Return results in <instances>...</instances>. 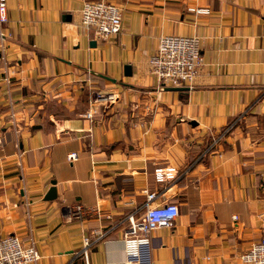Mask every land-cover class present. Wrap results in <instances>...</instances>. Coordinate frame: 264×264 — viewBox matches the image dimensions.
I'll return each instance as SVG.
<instances>
[{"label": "crops", "instance_id": "1", "mask_svg": "<svg viewBox=\"0 0 264 264\" xmlns=\"http://www.w3.org/2000/svg\"><path fill=\"white\" fill-rule=\"evenodd\" d=\"M110 1L123 26L102 41L81 25L83 0H8L0 237L33 236L37 264H124L128 216L157 191L180 215L150 234L152 264H247L264 238V0ZM167 34L201 39L191 86L163 88L149 71ZM165 167L177 174L158 182Z\"/></svg>", "mask_w": 264, "mask_h": 264}, {"label": "built area", "instance_id": "2", "mask_svg": "<svg viewBox=\"0 0 264 264\" xmlns=\"http://www.w3.org/2000/svg\"><path fill=\"white\" fill-rule=\"evenodd\" d=\"M195 13H211L210 6L192 5L189 7ZM8 0H0V37L5 39L3 26L9 21ZM122 9L110 0H83L81 8V25L92 30L97 40H109L116 37L123 26ZM204 63L201 39L195 35L167 34L160 38L155 54L149 59V71L160 82L161 87L191 86ZM100 97V96H99ZM92 118V113H88ZM1 143V141H0ZM79 158L78 152L68 155V161L74 163ZM175 167L157 168L155 177L158 182L175 178ZM148 203L141 217L133 214L128 216L129 228L124 236V264H152L150 258V234L161 227H172L180 215L179 206L169 202L154 204L158 192L146 191ZM85 208L76 207V213L81 215ZM109 217V216H108ZM97 233V231H95ZM100 234V233H97ZM104 236L100 234L99 237ZM83 253L88 254L92 245L89 236L84 237ZM41 254L36 240L31 236L28 242L19 235L7 234L0 237V264H37ZM241 260L247 264H264V238L255 242L241 255Z\"/></svg>", "mask_w": 264, "mask_h": 264}, {"label": "water", "instance_id": "3", "mask_svg": "<svg viewBox=\"0 0 264 264\" xmlns=\"http://www.w3.org/2000/svg\"><path fill=\"white\" fill-rule=\"evenodd\" d=\"M125 73L126 75L130 76L132 74V67L131 65H126L125 67ZM110 78V77H108ZM114 80V79H112ZM53 185L56 184V180H54L53 182ZM57 191H56V187L55 186H52L51 189L48 191V194L46 195L45 199L46 200H53L55 198H57Z\"/></svg>", "mask_w": 264, "mask_h": 264}, {"label": "rangeland", "instance_id": "4", "mask_svg": "<svg viewBox=\"0 0 264 264\" xmlns=\"http://www.w3.org/2000/svg\"><path fill=\"white\" fill-rule=\"evenodd\" d=\"M98 97H99V95L96 96V98H98Z\"/></svg>", "mask_w": 264, "mask_h": 264}]
</instances>
